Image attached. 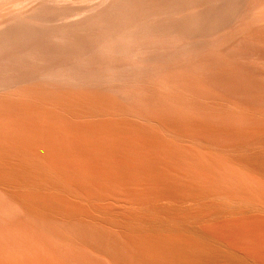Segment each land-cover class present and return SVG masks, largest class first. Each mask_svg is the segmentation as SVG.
Masks as SVG:
<instances>
[{"label": "bare ground", "instance_id": "6f19581e", "mask_svg": "<svg viewBox=\"0 0 264 264\" xmlns=\"http://www.w3.org/2000/svg\"><path fill=\"white\" fill-rule=\"evenodd\" d=\"M0 264H264V0H0Z\"/></svg>", "mask_w": 264, "mask_h": 264}]
</instances>
